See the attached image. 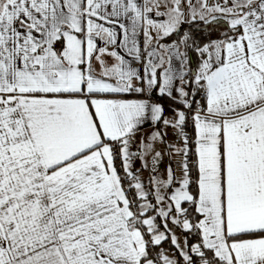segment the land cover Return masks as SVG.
Returning <instances> with one entry per match:
<instances>
[{
    "label": "snow or ice",
    "instance_id": "snow-or-ice-1",
    "mask_svg": "<svg viewBox=\"0 0 264 264\" xmlns=\"http://www.w3.org/2000/svg\"><path fill=\"white\" fill-rule=\"evenodd\" d=\"M0 264H264V0H0Z\"/></svg>",
    "mask_w": 264,
    "mask_h": 264
},
{
    "label": "crops",
    "instance_id": "crops-1",
    "mask_svg": "<svg viewBox=\"0 0 264 264\" xmlns=\"http://www.w3.org/2000/svg\"><path fill=\"white\" fill-rule=\"evenodd\" d=\"M144 175L147 176V173L145 172Z\"/></svg>",
    "mask_w": 264,
    "mask_h": 264
},
{
    "label": "trees",
    "instance_id": "trees-1",
    "mask_svg": "<svg viewBox=\"0 0 264 264\" xmlns=\"http://www.w3.org/2000/svg\"><path fill=\"white\" fill-rule=\"evenodd\" d=\"M185 27H187V26H185Z\"/></svg>",
    "mask_w": 264,
    "mask_h": 264
}]
</instances>
